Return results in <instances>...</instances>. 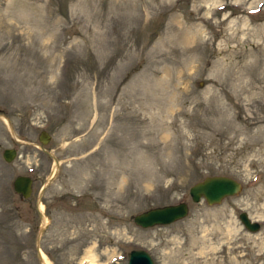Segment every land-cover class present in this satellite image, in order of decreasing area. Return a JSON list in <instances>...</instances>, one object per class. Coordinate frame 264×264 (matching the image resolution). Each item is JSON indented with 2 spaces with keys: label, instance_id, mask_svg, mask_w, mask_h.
<instances>
[{
  "label": "rangeland",
  "instance_id": "obj_1",
  "mask_svg": "<svg viewBox=\"0 0 264 264\" xmlns=\"http://www.w3.org/2000/svg\"><path fill=\"white\" fill-rule=\"evenodd\" d=\"M212 175L239 190L192 201ZM179 200L178 220L132 221ZM135 248L264 264V0H0V264H125Z\"/></svg>",
  "mask_w": 264,
  "mask_h": 264
},
{
  "label": "water",
  "instance_id": "obj_2",
  "mask_svg": "<svg viewBox=\"0 0 264 264\" xmlns=\"http://www.w3.org/2000/svg\"><path fill=\"white\" fill-rule=\"evenodd\" d=\"M38 140L41 144L47 142L49 134L40 130ZM44 149V148H43ZM47 153L49 151L44 149ZM15 154L13 147L3 148L1 155L4 160L9 161ZM55 166L58 161L53 154H50ZM12 189L25 198L31 191V178L25 174H18L12 180ZM240 188V183L235 179L224 175L205 176L201 180L194 182L188 189V194L192 201H197L202 197L208 204L216 203L225 195H233ZM187 212L185 201L168 203L164 205L152 206L132 215V221L137 226L147 227L155 224H166L184 216ZM41 215V214H39ZM238 219L249 231L258 229L259 223L248 218L245 212L238 214ZM39 255V254H38ZM154 264L150 255L141 248L130 249L127 254L125 264Z\"/></svg>",
  "mask_w": 264,
  "mask_h": 264
},
{
  "label": "bare ground",
  "instance_id": "obj_3",
  "mask_svg": "<svg viewBox=\"0 0 264 264\" xmlns=\"http://www.w3.org/2000/svg\"><path fill=\"white\" fill-rule=\"evenodd\" d=\"M192 38V37H191ZM190 37H189V39H191ZM41 209H42V204L41 203H39V210H40V213H41ZM41 219H42V224H45V222H46V218H45V216L42 214L41 215ZM39 252V255H40V259L42 260V264H49V260L46 258V256H45V254L44 253H42V252H40V251H38ZM89 255V254H88ZM88 257V256H87ZM87 257H84V258H86L87 259ZM89 258V260L91 261V260H93L92 258H91V256H89L88 257ZM87 261V260H86ZM89 261V262H90ZM138 264H141V263H138Z\"/></svg>",
  "mask_w": 264,
  "mask_h": 264
}]
</instances>
